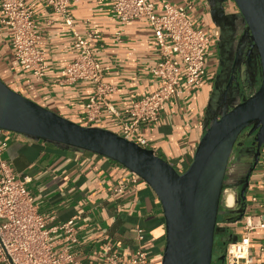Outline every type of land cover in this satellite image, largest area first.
Masks as SVG:
<instances>
[{
  "label": "crops",
  "instance_id": "1",
  "mask_svg": "<svg viewBox=\"0 0 264 264\" xmlns=\"http://www.w3.org/2000/svg\"><path fill=\"white\" fill-rule=\"evenodd\" d=\"M151 1L157 14L162 13L165 3L191 4L189 17L194 26L219 39V43L212 45L217 48L214 68L206 71L199 87L181 82L158 120L137 128V134L146 140V148L182 173L191 164L212 117L219 112L215 99L222 89L224 72L232 65L229 51L243 36L244 25L236 6L229 0ZM24 3L32 9L42 37L40 48L45 53L47 74L37 79L17 65L10 46L11 32L0 22V80L36 104L86 126L83 110L94 85L89 82L63 84L58 75L76 55L71 28L43 0H24ZM68 11L73 28L88 40L96 59L107 68L104 81L115 87L91 127L120 134L126 119L124 111L159 86L158 79L150 74L158 60L152 29L144 18L121 23L113 14L112 0H71ZM117 32L121 36L119 42L115 39ZM90 34L97 38H89ZM220 45L225 51L222 56ZM229 98L226 102L231 104ZM4 140L8 146L2 157L33 194L38 212L53 217L49 225L74 218L78 242L72 244L58 234L55 244L73 253L75 264H103L114 250L122 259L129 260L138 248L146 251L149 264H161L165 242L163 213L157 196L144 181L135 180L117 162L87 151L58 147L0 130V142ZM253 148L250 138L236 148L237 168L230 170L228 187L235 192L240 190L252 166ZM262 162L264 145L248 177L244 202L219 208L214 236L218 251L213 264H223L220 258L225 245L240 238L245 218L257 219L264 213ZM137 229L143 231L141 238ZM250 255V264H264L263 230L251 231Z\"/></svg>",
  "mask_w": 264,
  "mask_h": 264
},
{
  "label": "built area",
  "instance_id": "2",
  "mask_svg": "<svg viewBox=\"0 0 264 264\" xmlns=\"http://www.w3.org/2000/svg\"><path fill=\"white\" fill-rule=\"evenodd\" d=\"M43 2L61 16L74 37L76 55L59 70L61 82L67 85L89 82L94 85V92L83 110L84 122L91 127L102 107L107 105V98L115 92V87L104 81L107 68L96 59L88 40L73 28L68 11L71 0ZM190 10L191 4L165 3L162 13L157 14L151 0H112L113 14L121 23L126 24L136 18L147 20L158 50V60L150 74L158 79L159 86L155 91L142 95L124 111L126 119L120 128L121 137L141 147L146 148V140L137 134V128L158 120L181 82L198 88L206 75L207 48L215 44L217 38L194 26L189 17ZM0 12V22L11 32L10 46L17 65L34 78H44L47 74L46 58L40 48L42 37L33 20L32 9L24 0H0ZM88 37L97 38V35ZM115 39L121 40L120 32L115 33ZM250 91L254 92V88L252 90L251 87ZM7 146V140L0 142V264H75L74 254L55 244L58 234H62L67 242H78L74 218L49 225L53 217L38 212L33 194L2 157ZM261 167L264 173V162ZM134 178L138 179L136 175ZM253 230L264 231V213L257 219L252 216L245 218L240 238L225 245L223 264L251 263L250 233ZM142 232L137 229L139 238ZM103 264L149 262L146 251L138 248L129 260L122 259L114 250Z\"/></svg>",
  "mask_w": 264,
  "mask_h": 264
},
{
  "label": "water",
  "instance_id": "3",
  "mask_svg": "<svg viewBox=\"0 0 264 264\" xmlns=\"http://www.w3.org/2000/svg\"><path fill=\"white\" fill-rule=\"evenodd\" d=\"M244 25L239 41L248 43L246 58L256 57L258 80L254 92L241 102L220 105L200 138L188 168L179 173L153 150L119 134L72 122L44 108L0 80V130L43 140L58 147L87 151L106 157L144 181L157 196L164 218L165 242L161 264H211L217 215L222 192L230 187L236 148L244 136H252L254 154L235 204L244 202L248 177L257 165L264 145V0H233ZM239 67V77H241ZM258 82V86L256 84ZM244 90L250 89V85ZM228 89V88H227ZM225 90V92L227 91ZM234 160V162H233ZM223 260V257L220 258Z\"/></svg>",
  "mask_w": 264,
  "mask_h": 264
},
{
  "label": "flooded vegetation",
  "instance_id": "4",
  "mask_svg": "<svg viewBox=\"0 0 264 264\" xmlns=\"http://www.w3.org/2000/svg\"><path fill=\"white\" fill-rule=\"evenodd\" d=\"M244 36V33H243ZM237 39L231 50L229 51V54L231 53V60L230 62L232 65H230L229 69H226L224 72L225 79H223V86L220 92V102L222 101L223 103L228 100V98L232 101L231 104L236 105L240 101L241 97V92L243 91L244 96H249L250 95V89L247 91L244 90L242 81L244 79L248 80L249 82V87L251 88V85L253 84L254 80H258V74L259 71L256 67V57L254 53L246 58V50L248 43L246 41H239ZM221 42V41H220ZM216 43H219V39H217ZM220 55L222 56L225 51L223 49V46L220 45ZM222 65L224 63V59L221 60ZM236 67V68H234ZM239 67H241V77H239ZM234 68V69H233ZM248 73H246V71ZM246 85V84H245ZM258 86V82L256 84V87ZM228 88V89H227ZM227 91L225 92V90ZM240 93V94H239ZM251 136H248L250 138Z\"/></svg>",
  "mask_w": 264,
  "mask_h": 264
},
{
  "label": "rangeland",
  "instance_id": "5",
  "mask_svg": "<svg viewBox=\"0 0 264 264\" xmlns=\"http://www.w3.org/2000/svg\"><path fill=\"white\" fill-rule=\"evenodd\" d=\"M230 2V4H232V5H234L235 6V4H234V2H233V0H229ZM227 4V3H226ZM225 4V5H226ZM236 8V7H235ZM237 10V9H236ZM194 22V21H193ZM205 31V30H204ZM205 32H207V31H205ZM217 54V48L215 47V46H209L208 48H207V52H206V57H207V60H208V62H207V64H206V71L208 70V71H212L213 70V68H214V64H213V60L215 59L214 58V56ZM216 68V67H215ZM243 82H244V84H246L245 86H247V85H249V82H248V80H246V79H244L243 80ZM245 132H248V129H246L243 133H245ZM243 133H242V135H241V137H242V140H243V142L245 141V140H247V139H249L248 138V136H244L243 135ZM252 137V136H251ZM250 137V138H251ZM237 154H235V156H236ZM233 162H234V160H233ZM233 167H236L237 168V165H234ZM224 204L222 203V206H223ZM217 251H218V248H217V246H214V248H213V257H212V261H214L215 260V258H216V256H217Z\"/></svg>",
  "mask_w": 264,
  "mask_h": 264
},
{
  "label": "bare ground",
  "instance_id": "6",
  "mask_svg": "<svg viewBox=\"0 0 264 264\" xmlns=\"http://www.w3.org/2000/svg\"><path fill=\"white\" fill-rule=\"evenodd\" d=\"M246 52H247V50H246ZM252 53H254V52L252 51ZM234 68H236V67H234ZM246 73H248V72L246 71ZM222 103L223 102L221 101L220 104H222ZM252 154H254V148H253ZM235 201H236V193H235V191L230 189V188H224V190L222 192V202H223V204L226 205L227 207H233L235 205Z\"/></svg>",
  "mask_w": 264,
  "mask_h": 264
},
{
  "label": "trees",
  "instance_id": "7",
  "mask_svg": "<svg viewBox=\"0 0 264 264\" xmlns=\"http://www.w3.org/2000/svg\"><path fill=\"white\" fill-rule=\"evenodd\" d=\"M211 264H213V261H212V263Z\"/></svg>",
  "mask_w": 264,
  "mask_h": 264
}]
</instances>
